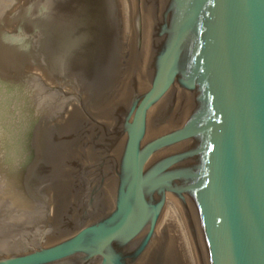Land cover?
I'll return each instance as SVG.
<instances>
[{
  "label": "water",
  "instance_id": "95a60500",
  "mask_svg": "<svg viewBox=\"0 0 264 264\" xmlns=\"http://www.w3.org/2000/svg\"><path fill=\"white\" fill-rule=\"evenodd\" d=\"M0 264H264V0H0Z\"/></svg>",
  "mask_w": 264,
  "mask_h": 264
},
{
  "label": "flooded vegetation",
  "instance_id": "af4514ba",
  "mask_svg": "<svg viewBox=\"0 0 264 264\" xmlns=\"http://www.w3.org/2000/svg\"><path fill=\"white\" fill-rule=\"evenodd\" d=\"M40 239H41V237H40ZM39 239V240H40ZM32 250V248H29V249H27L26 251H23V252H28V251H31ZM18 253H22V252H18ZM9 256V255H8Z\"/></svg>",
  "mask_w": 264,
  "mask_h": 264
}]
</instances>
